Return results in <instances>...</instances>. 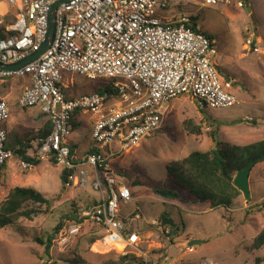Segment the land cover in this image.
Returning <instances> with one entry per match:
<instances>
[{
	"label": "built area",
	"instance_id": "2783aa9c",
	"mask_svg": "<svg viewBox=\"0 0 264 264\" xmlns=\"http://www.w3.org/2000/svg\"><path fill=\"white\" fill-rule=\"evenodd\" d=\"M60 0H0V63L19 62L39 50L48 31L50 7ZM172 0H65L55 9V29L49 47L39 57L18 68L0 69V87L14 78L25 80L15 99L20 108L37 107L50 120L51 132L31 142L30 157L55 162L66 170V185L90 187L98 194L82 207L85 220L100 227L109 243L119 246L127 264H171V230L154 219L144 223L139 213L123 215L122 206L132 194L109 160L138 145L162 128L163 106L187 95L206 107H227L236 102L235 80L219 79L211 63L214 41L189 14L165 16ZM202 6L235 5L248 0H193ZM250 36V37H249ZM246 48L259 51L255 34ZM79 75L103 88L68 94ZM97 87V88H99ZM111 89L113 93L108 92ZM8 101L0 96V169L13 157L5 147ZM90 115L94 150L84 156L71 151L68 135L75 112ZM113 145L117 146L114 150ZM105 148L109 149L107 153ZM23 166L26 162L18 161ZM159 222H161L159 220ZM156 228L169 247L151 250L143 246L141 232ZM99 230V229H98ZM58 231L60 243L69 234ZM184 245V246H183ZM182 246L190 251L188 243Z\"/></svg>",
	"mask_w": 264,
	"mask_h": 264
},
{
	"label": "rangeland",
	"instance_id": "374dc122",
	"mask_svg": "<svg viewBox=\"0 0 264 264\" xmlns=\"http://www.w3.org/2000/svg\"><path fill=\"white\" fill-rule=\"evenodd\" d=\"M171 2L169 10L161 12L163 15L189 14L195 25L211 36L215 50L211 63L219 79L235 80L231 91L236 102L232 106L201 109L195 100L181 95L164 105L160 131L109 160L132 194V201L122 206L121 213H139L143 218L140 228L154 219L160 224L159 216L163 213L172 218L180 231V235L173 234L174 246L169 247L168 239L155 227L141 232L143 246L156 251L160 246V249L169 247L171 264H255L257 257L263 259L257 264H264V245L251 248L252 238L264 226V159L258 160L250 172V199L246 201L240 193L229 208L210 209L208 202L193 203L192 194L175 185L166 171V164L191 151L215 148L208 134L210 130L216 131L218 140L235 145L264 139V0H248L243 8L221 4L207 7L193 0ZM8 10V6L0 8V13ZM252 33L257 37L258 52L246 48L245 40ZM67 78L74 83L66 89L68 94L89 93L96 86L79 75ZM10 81L0 87V93L11 91ZM12 81L19 90L11 93L6 128L19 135L33 133L41 126L39 115L14 103L25 80ZM76 120L73 117L71 122L78 123ZM194 126H200V133H193ZM72 131L67 139L79 133L78 127ZM33 140L29 143V154ZM113 147L117 150L116 145ZM18 161L12 157L0 169V202L13 187L21 186L41 192L50 205H41L42 213L30 220L19 218L16 226L0 229V264H80L77 261L80 258L85 264H120L121 248L105 239L99 240L98 236L104 235L100 227L81 214L82 207L97 196L90 184L83 189L66 185L62 190L61 168L55 162L40 160L37 165L23 166ZM160 187L176 191L178 198L172 200L155 194L153 189ZM57 223L71 230L63 243L58 231H54ZM48 236L52 237L51 245L45 253L38 239L46 241ZM168 236L172 239L171 234ZM187 238L203 243L188 246L192 250L186 251L183 244Z\"/></svg>",
	"mask_w": 264,
	"mask_h": 264
},
{
	"label": "trees",
	"instance_id": "16d2710c",
	"mask_svg": "<svg viewBox=\"0 0 264 264\" xmlns=\"http://www.w3.org/2000/svg\"><path fill=\"white\" fill-rule=\"evenodd\" d=\"M191 21L196 26L194 18L191 17ZM204 33L211 38L206 32ZM97 87H99L98 84H96L94 89H97L100 93L104 91L102 87ZM107 91L113 93L111 89ZM198 106L201 109L204 108L203 106ZM78 113L79 111H76L74 116ZM78 125V123L71 122L72 130L76 129ZM51 129L52 124L50 120H46L33 133L19 135L14 130L7 129L5 147L12 151L13 157L17 160L26 162L29 165H37L40 163V160L27 154L29 143L33 139L45 138L51 132ZM191 130L193 133H200L201 128L200 126H194ZM208 134L213 142H215V148L206 151H191L181 159L170 161L166 164L167 175L172 177L175 185L190 192L194 201L208 202L211 209L218 207L229 208L233 205L237 196L240 195L238 189L232 184L233 176L237 170L264 154V139L246 145H235L218 140L216 138V131L210 130ZM60 180L61 189L63 190L66 186L65 169L60 172ZM153 192L167 199L173 200L178 198V193L170 188H155ZM41 205H45L46 207L50 205V200L41 192L36 191L32 187H13L6 198L0 202V229L7 226H16L19 218L30 220L39 215L42 213ZM74 212L77 213L76 210ZM166 217H169V215L163 213L159 219ZM61 227L62 223H57L54 231H59ZM169 227L171 228L172 235L179 234L180 231L177 226ZM51 238V236H48L46 241L41 238L38 239V242L44 246L45 253L49 251ZM90 241L92 243L94 238ZM263 245L264 226L252 238L251 248L259 249ZM120 260V264H127L125 257L120 258ZM262 260V258L257 257L255 264ZM77 261L80 264H85L81 258Z\"/></svg>",
	"mask_w": 264,
	"mask_h": 264
},
{
	"label": "water",
	"instance_id": "95a60500",
	"mask_svg": "<svg viewBox=\"0 0 264 264\" xmlns=\"http://www.w3.org/2000/svg\"><path fill=\"white\" fill-rule=\"evenodd\" d=\"M63 1H65V0L55 1L50 7L47 35H46V38L43 41L41 47L39 48V50L36 51L35 53H33L32 55L26 57L25 59L19 61V62H16V63H13V64H7V65H3V64L0 63V69L18 68V67L22 66L23 64H25L27 61L33 60V59L39 57L41 54H43L46 51V49L50 45V42H51V40L53 38V34H54V29H55V9H56V6H57V4L59 2H63ZM262 159H264V154H262L256 160L250 161L243 168L237 170L235 175L233 176V179H232L233 186L236 189H238V191L242 194L243 198L246 201H248L250 199V186H249V175H250V172H251L253 166L255 165V163L258 160H262ZM161 222H162V224L169 225L171 227H175L176 226L175 222L170 217L162 218ZM200 243H203V240H199V239H190V240H188V245L189 246L197 245V244H200Z\"/></svg>",
	"mask_w": 264,
	"mask_h": 264
},
{
	"label": "crops",
	"instance_id": "0c3cea01",
	"mask_svg": "<svg viewBox=\"0 0 264 264\" xmlns=\"http://www.w3.org/2000/svg\"><path fill=\"white\" fill-rule=\"evenodd\" d=\"M9 88L11 90L10 92L0 93V96L5 98L11 104V99H12L11 93H12V91H15V92L18 91L19 86H16V82L11 80L9 83ZM73 89L75 91V87H73ZM19 93H20V91H19ZM15 99H16V97H15ZM14 103H15V100H14ZM29 109H30L29 112L31 114L39 115L38 122H39V125L42 126L44 124V122L47 120V117L45 115H43L37 107H31ZM74 117L77 119L76 122L79 123V125H78L79 133L77 134V136H73L70 139H68V142H69V146L71 148V151L74 152L77 156L81 157V156H84L89 151L94 150V147H93L94 145H93L92 140L90 138L91 118H90V115L87 113H78ZM72 133H73V131L71 129V134ZM105 151L108 153L109 149L105 148ZM115 155H114V158H115ZM113 170L117 171L116 168ZM96 198H97V196L94 198H91V199H96ZM190 201H192L193 203L197 202V201H194V198H192ZM208 208H210V207H208ZM179 235H180V233H179ZM188 240H190V239L187 238L185 242H188Z\"/></svg>",
	"mask_w": 264,
	"mask_h": 264
},
{
	"label": "clouds",
	"instance_id": "9594fccd",
	"mask_svg": "<svg viewBox=\"0 0 264 264\" xmlns=\"http://www.w3.org/2000/svg\"><path fill=\"white\" fill-rule=\"evenodd\" d=\"M160 221H161V219H159ZM162 223V222H161ZM168 227H169V225H167ZM170 228V227H169ZM170 230H171V228H170ZM171 234V233H170ZM171 237L173 238V235L171 234ZM188 243V242H187Z\"/></svg>",
	"mask_w": 264,
	"mask_h": 264
},
{
	"label": "bare ground",
	"instance_id": "6f19581e",
	"mask_svg": "<svg viewBox=\"0 0 264 264\" xmlns=\"http://www.w3.org/2000/svg\"><path fill=\"white\" fill-rule=\"evenodd\" d=\"M105 240L109 241V239H108V238H105Z\"/></svg>",
	"mask_w": 264,
	"mask_h": 264
}]
</instances>
